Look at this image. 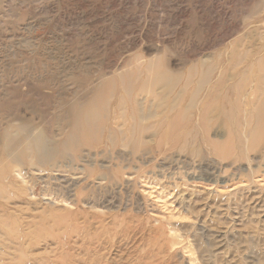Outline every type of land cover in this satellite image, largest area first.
Returning <instances> with one entry per match:
<instances>
[{
  "label": "rangeland",
  "instance_id": "obj_1",
  "mask_svg": "<svg viewBox=\"0 0 264 264\" xmlns=\"http://www.w3.org/2000/svg\"><path fill=\"white\" fill-rule=\"evenodd\" d=\"M261 2L0 0V143L12 121L35 134L64 129L74 108L99 102L94 82L102 74L133 67L177 77L197 62L228 59L232 46L254 42L258 26L249 13ZM221 126L214 123L212 134ZM137 143L117 139L106 149L74 152L50 144L45 167L62 171L24 168L40 197L10 206L24 208L46 236L27 254L53 257L45 249L82 242L83 228L91 233L99 222L116 221L110 264H264V140L223 162L199 139L181 154ZM77 251L70 254L86 257Z\"/></svg>",
  "mask_w": 264,
  "mask_h": 264
},
{
  "label": "bare ground",
  "instance_id": "obj_2",
  "mask_svg": "<svg viewBox=\"0 0 264 264\" xmlns=\"http://www.w3.org/2000/svg\"><path fill=\"white\" fill-rule=\"evenodd\" d=\"M249 14L254 18L251 23L258 26L254 42L245 48L234 45L237 49L240 46L239 51L232 46L233 54L228 59L221 54L214 63L197 62L185 76L177 77L168 69L133 67L128 72L120 69L121 74H117L118 69L102 74L94 82L95 90L100 89L99 102L82 110L74 108L69 123L56 133L35 134L32 125L23 121L7 124L0 143V264H110L109 252L116 246L111 238L118 232L116 221L110 225L99 222L100 227L91 233V226L83 228L82 242L77 239L72 244L63 243L56 248L59 254L54 247L45 249L53 257L27 254L33 241L46 237L44 228L34 218L23 217L25 209L12 207L10 202L18 200L23 204L40 197L35 185L25 181V169L32 173L62 171L45 167V160L52 159L50 144L62 146L63 152H74L81 147L102 149L117 139L136 140L138 145L151 141L158 149L172 152L176 147L181 154L194 139H199L208 155L223 162L235 153L246 155L263 142L264 0ZM154 49L160 52L159 45ZM2 97L0 93V101ZM219 121L221 128L212 134L214 123ZM127 123L132 130L124 129ZM179 154L175 156L184 157ZM247 167L253 175L254 170ZM73 248L77 253L84 250L86 257L72 256ZM162 253L163 250L159 254Z\"/></svg>",
  "mask_w": 264,
  "mask_h": 264
}]
</instances>
